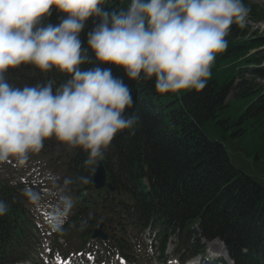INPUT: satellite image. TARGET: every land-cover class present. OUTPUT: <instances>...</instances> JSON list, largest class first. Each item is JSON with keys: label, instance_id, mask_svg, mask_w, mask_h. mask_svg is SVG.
<instances>
[{"label": "trees", "instance_id": "1", "mask_svg": "<svg viewBox=\"0 0 264 264\" xmlns=\"http://www.w3.org/2000/svg\"><path fill=\"white\" fill-rule=\"evenodd\" d=\"M243 2L249 9L248 22L264 24L261 2ZM104 7L108 12L121 9L119 0H108ZM63 18L52 9L42 24L58 25ZM98 22L90 17L80 33L89 57L81 68H110L113 76L122 79L135 101L126 114L137 120L133 129L118 133L105 151L103 164L113 194L92 190L93 168L85 163L86 152L54 138L44 142L42 150L53 158L65 193L73 201L72 214L55 237L75 242L68 252L72 248L85 252L89 244L88 253L95 247L103 257L115 254L134 263L133 240L149 228L159 244V259L171 237L181 258L202 251L203 238L222 241L233 264H264V183L235 168L226 147L204 131L210 125L213 135L227 140L231 152L264 164V89L254 84V79L264 80V65L260 67L264 49L251 53L264 47V35L248 34L233 24L227 48L217 55L205 88L162 95L155 91L154 80L133 82L120 68L97 64L87 35ZM5 75L15 87L52 81L53 91L68 79L54 69L41 74L30 65ZM0 201L9 205L0 216V264H39L40 242L22 187L0 177ZM99 225L109 236L105 244L90 242Z\"/></svg>", "mask_w": 264, "mask_h": 264}, {"label": "clouds", "instance_id": "2", "mask_svg": "<svg viewBox=\"0 0 264 264\" xmlns=\"http://www.w3.org/2000/svg\"><path fill=\"white\" fill-rule=\"evenodd\" d=\"M107 3L0 0V162L11 157L23 166L54 138L86 152V164H98L114 137L133 129L137 117L126 114L135 104L129 86L110 68H81L89 57L79 36L90 17L99 21L87 35L97 64L120 68L133 82L154 80L163 95L202 91L232 25L244 28L249 15L243 0H128L112 12ZM52 9L65 18L42 24ZM23 65L68 79L55 91L52 81L15 87L5 74ZM25 195L37 199L31 191ZM8 210L0 201V216Z\"/></svg>", "mask_w": 264, "mask_h": 264}, {"label": "rangeland", "instance_id": "3", "mask_svg": "<svg viewBox=\"0 0 264 264\" xmlns=\"http://www.w3.org/2000/svg\"><path fill=\"white\" fill-rule=\"evenodd\" d=\"M120 7H127L128 0H119ZM249 27L250 31H253L255 29L258 30V32L264 33V25H252L248 23V26L245 27V29ZM246 79H250L249 75H246ZM254 84L256 86H261L264 89V82H262L260 79H254ZM231 93L228 95V99L231 98ZM212 127H207L205 128V134L210 138L215 141L220 142V144L225 145L226 141L221 138V137H216L213 135L212 132ZM242 155V153H241ZM239 156V155H238ZM236 155L232 156L230 155V162L234 165L235 168H238L242 170L244 173H246L248 176L251 178L259 181V182H264V172L256 168L255 166L252 165L250 162L246 161H241L239 160ZM263 162V161H262ZM47 172L50 173L49 170H42V165L39 163V159L37 155L35 154H30L29 158L26 162L25 165L21 166L17 163V161L14 158H9L7 161L0 162V173L1 175L4 176V179L6 180H12L16 181L18 180L19 177L25 182V183H30L32 185H38L37 182L40 184L38 185L39 187H47V189L51 192L50 196L46 197L40 193V190L38 193L33 191V193L36 195L37 199L35 201H31V210L34 211L36 214H40L41 211H45L46 214H48L51 217H55L57 221L62 222L64 219L65 214L68 211V208L64 207L62 204H59V199H57L56 196L60 195L58 188H56L53 178L50 175H47ZM29 175L28 179H26L24 176ZM53 179V180H51ZM51 180V181H50ZM25 191L28 189H24ZM30 191V190H28ZM42 216V215H41ZM40 216V222L43 225V236H52V227H53V221H49L47 219H44ZM143 242L145 243V246L141 249H138V255L139 259L141 261L140 264H157L156 261H151L153 258V254L157 252L152 249H150V242L147 239H142ZM41 243V259L44 260L47 264H65V262H61L59 259V256L55 251H50L53 248L57 250V244L55 243V239H51V237H48L47 239H40ZM62 244L61 240L60 242H57ZM75 245L74 243H71ZM176 242L172 239L170 240V243L167 246V249L165 251V255L167 257V262L165 264H172L170 262H173L174 264H178V262L174 261L175 260V245ZM218 242L217 241H211V242H206L205 245V255L209 257L208 261L210 264H213V260L217 258H222V251H215V246H217ZM68 258V257H67ZM72 261L74 260V257L69 258ZM90 260V258H88ZM93 260V259H92ZM150 260V262H149ZM92 261H89L88 264H91ZM169 262V263H168ZM85 264V263H82ZM106 264V263H105Z\"/></svg>", "mask_w": 264, "mask_h": 264}, {"label": "water", "instance_id": "4", "mask_svg": "<svg viewBox=\"0 0 264 264\" xmlns=\"http://www.w3.org/2000/svg\"><path fill=\"white\" fill-rule=\"evenodd\" d=\"M92 185L95 190H101L103 188H106L110 192L113 191V188L111 187V185L106 182L105 171L100 162L96 165L95 172H94L93 179H92ZM92 237L93 238L100 237L102 239H105V236L101 234L100 229H96Z\"/></svg>", "mask_w": 264, "mask_h": 264}, {"label": "bare ground", "instance_id": "5", "mask_svg": "<svg viewBox=\"0 0 264 264\" xmlns=\"http://www.w3.org/2000/svg\"><path fill=\"white\" fill-rule=\"evenodd\" d=\"M215 251H223V247L220 244H217V246H215Z\"/></svg>", "mask_w": 264, "mask_h": 264}, {"label": "snow or ice", "instance_id": "6", "mask_svg": "<svg viewBox=\"0 0 264 264\" xmlns=\"http://www.w3.org/2000/svg\"><path fill=\"white\" fill-rule=\"evenodd\" d=\"M91 259V257H89Z\"/></svg>", "mask_w": 264, "mask_h": 264}]
</instances>
